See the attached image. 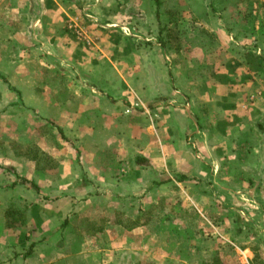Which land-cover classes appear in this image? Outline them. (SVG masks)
<instances>
[{
	"label": "crops",
	"instance_id": "crops-1",
	"mask_svg": "<svg viewBox=\"0 0 264 264\" xmlns=\"http://www.w3.org/2000/svg\"><path fill=\"white\" fill-rule=\"evenodd\" d=\"M180 2L193 15L204 5ZM157 11L153 0H0V46L13 54L5 78L43 134L19 136L37 161L8 143L0 153L1 229L10 207L24 216L0 238L1 264H188L175 252L144 254L154 221L129 231L108 222L95 235L72 222L88 209L135 217L176 197L181 219L189 201L201 212L212 198L214 227L234 231L216 241L231 245L232 261L253 264L259 252L264 264V13L213 30L203 20L214 17H195L192 37L205 31L215 43L182 41L177 55L158 42ZM29 64L54 65L57 90ZM164 225L183 242L192 224ZM27 245L32 254L18 256Z\"/></svg>",
	"mask_w": 264,
	"mask_h": 264
},
{
	"label": "rangeland",
	"instance_id": "rangeland-1",
	"mask_svg": "<svg viewBox=\"0 0 264 264\" xmlns=\"http://www.w3.org/2000/svg\"><path fill=\"white\" fill-rule=\"evenodd\" d=\"M153 3L155 4V7H157L158 15L161 16L159 17L160 31L158 42H161L160 40H162L165 44L164 47L177 55L180 52L182 41H184L185 46H189L190 43L194 44L199 42L198 38L192 37L194 36L193 34H195L196 29L189 26L190 23H193V21L196 20L195 17L200 18L202 16L201 20H203L204 15H210L212 18L214 17L216 20H214V22L213 19L211 20L212 22H206L203 20V22H205V26L213 30L217 28V24L224 25L225 22L230 21L242 22L241 20L244 18H256L259 13H264V0H200V4L204 3V5H198V7L202 6L197 9V12H195L198 13V15H193L192 13L194 12L190 11L191 8L185 6L182 8L183 10L176 9L180 8V0H153ZM236 19L238 21H235ZM181 20H183L182 23ZM219 20L220 23H218ZM210 29L207 30L209 31ZM226 29L223 31L226 32ZM204 33L205 36L201 38L203 43L202 46L214 44L215 37L217 36L206 33L205 31ZM217 45L219 46L218 43ZM12 56L13 54H10L4 45L0 46V59L2 61L0 63V77L5 78V74L8 72L5 68L9 66L7 63ZM25 71H29L31 76L38 75L41 79V83H44V80L48 79L45 83V87L49 89L55 88L57 90L56 85L53 84V80L55 78L54 65L29 64V67H25ZM9 72L13 73V70H10ZM20 73L22 72L20 71ZM7 94H10L12 97V100L9 102L6 101ZM49 96H51V93H49ZM23 107L25 108L20 96L16 92H11L0 78V134L4 135V138H6L3 140L4 143H16L20 149H22L19 142L21 130L23 128L32 127L35 129L36 134H40L37 129H41L36 126L38 123L37 119H35L34 116L25 114ZM45 122L50 123L51 121L46 119ZM40 135H43L42 132ZM45 137L48 139L50 136L47 134ZM108 158L109 160H112L111 157ZM182 204L183 206L186 204L184 198L182 200L180 197H176L174 198V201L162 199L157 203L146 207L145 210L138 212L135 217L131 213L129 214L131 217H127L121 212L114 211L108 215L102 211L94 212L92 211L93 209H88L84 213L75 216L72 222L75 224V230L81 231L80 233H84L91 228L96 229L101 227L105 224V222L117 221L115 217H112L114 213H119L121 217H119L118 220L124 222V224L129 227H132V224L146 225L150 221H154L157 224L156 227L145 229L144 237L147 239H143L139 243L141 250L146 252L144 253L146 255L151 252V254H156L157 257H168L167 255L169 253L175 252L183 257L185 256L188 264H241L240 262L232 261L234 258L231 255V245L229 243H220L216 241L220 235H222V237L234 235V231H230L228 229L220 230L214 227L218 218L216 213H214L212 198L205 204L201 206L199 205L201 212H198L197 206L193 205L189 201L188 211H186L187 215L185 216L186 219L184 217L181 219V215L183 214H181L180 206H182ZM187 219L190 220L192 225L190 226L188 233L183 236V242L181 241V236L178 233L179 230L169 229L171 233H173V236H176L177 239L175 237H165V233L168 231V228L165 229L164 227L165 221L174 222L176 220ZM16 231L19 232L18 229L14 231L7 230V232H4V230L0 227V238L3 240L6 238L9 240V237L13 236ZM152 237L156 238V240H151ZM199 238L204 239V243L197 246L196 242ZM28 246L29 245H27V247ZM15 252L18 256H24L28 254V252L31 255L33 251L30 246L28 248L23 246L22 248H16ZM256 254V259L253 261V264H263L259 252H256Z\"/></svg>",
	"mask_w": 264,
	"mask_h": 264
},
{
	"label": "trees",
	"instance_id": "trees-1",
	"mask_svg": "<svg viewBox=\"0 0 264 264\" xmlns=\"http://www.w3.org/2000/svg\"><path fill=\"white\" fill-rule=\"evenodd\" d=\"M156 5H157V4H156ZM156 8H157V7H156ZM156 17H157V19H159L158 12L156 13ZM182 22H183V20H181V23H182ZM203 37H204V36H203ZM198 39H199V42L196 43V44H201V43H202L201 37H199ZM160 41H161V42H159V43L161 44V46H165V44L163 43V41H162V40H160ZM180 44H181V43H180ZM190 44H192V43H190ZM0 78H1L2 82H3L4 84L7 85V88H8L11 92H16L18 95H20V93H19L17 90H15L14 88H12V87L7 83V81L5 80V78H2V77H0ZM4 139H5V138H4V135L0 134V153H3V151H4V144H5L4 141H3ZM9 145H10V148L12 149V151H13L14 153H16V154H19V155L22 154V155H23V152H24V155H27L28 157H30V159H32V160H34V161H37V159H38V157H39V154H38L39 152H38V150H37L35 147H33V148H28V149L22 151V149H20V148L17 146L16 143H11V144H9ZM137 162H140L142 165H145V166L148 164L147 161H145V160H140V159H138ZM112 217H115L117 221H115V222H109L111 225L124 226L125 229L128 230V231L131 230V229H133V228H135V227L137 226L136 224H132V227H129V226L125 225L124 222L119 221L118 218L121 217L119 213H114V215H113ZM23 223H24L23 212L20 211L18 208L12 206V207H10V208L5 212V214H4V227H5L6 230H8V231H14V230H16L18 227L22 226ZM105 223H108V222H105ZM126 223H127V222H126ZM144 225H145V224H143V226H144ZM102 231H103V228H102V227H98V228H96V229L91 228V229L87 230V231L84 232V233H86V234H88V235H95V234H97L98 232L102 233ZM29 254H30V253L28 252V254H26L25 257L29 256Z\"/></svg>",
	"mask_w": 264,
	"mask_h": 264
},
{
	"label": "built area",
	"instance_id": "built-area-1",
	"mask_svg": "<svg viewBox=\"0 0 264 264\" xmlns=\"http://www.w3.org/2000/svg\"><path fill=\"white\" fill-rule=\"evenodd\" d=\"M78 38H81V36H79Z\"/></svg>",
	"mask_w": 264,
	"mask_h": 264
}]
</instances>
